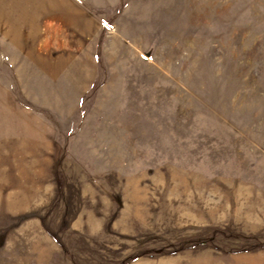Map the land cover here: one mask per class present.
<instances>
[{"label":"rangeland","instance_id":"rangeland-1","mask_svg":"<svg viewBox=\"0 0 264 264\" xmlns=\"http://www.w3.org/2000/svg\"><path fill=\"white\" fill-rule=\"evenodd\" d=\"M105 14L59 74L0 56V264H264V0Z\"/></svg>","mask_w":264,"mask_h":264},{"label":"crops","instance_id":"crops-1","mask_svg":"<svg viewBox=\"0 0 264 264\" xmlns=\"http://www.w3.org/2000/svg\"><path fill=\"white\" fill-rule=\"evenodd\" d=\"M118 3L119 0H0V56L6 60H30L38 74H59L60 60L91 57L89 53L99 42L105 11ZM23 66L16 64L17 75L22 74Z\"/></svg>","mask_w":264,"mask_h":264}]
</instances>
